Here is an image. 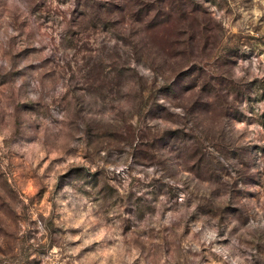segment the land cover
Masks as SVG:
<instances>
[{
	"label": "rangeland",
	"instance_id": "obj_1",
	"mask_svg": "<svg viewBox=\"0 0 264 264\" xmlns=\"http://www.w3.org/2000/svg\"><path fill=\"white\" fill-rule=\"evenodd\" d=\"M0 264H264V0H0Z\"/></svg>",
	"mask_w": 264,
	"mask_h": 264
}]
</instances>
